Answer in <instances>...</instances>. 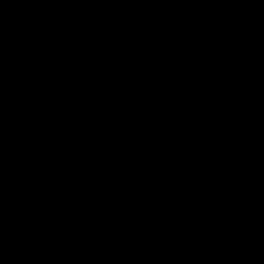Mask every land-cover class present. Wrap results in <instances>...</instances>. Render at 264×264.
<instances>
[{"label":"water","instance_id":"obj_1","mask_svg":"<svg viewBox=\"0 0 264 264\" xmlns=\"http://www.w3.org/2000/svg\"><path fill=\"white\" fill-rule=\"evenodd\" d=\"M0 264H264V0H0Z\"/></svg>","mask_w":264,"mask_h":264}]
</instances>
